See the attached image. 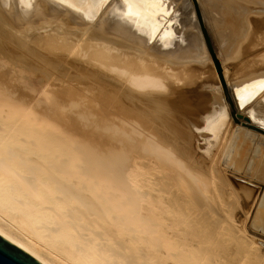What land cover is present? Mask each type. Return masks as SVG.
Listing matches in <instances>:
<instances>
[{
  "label": "bare ground",
  "instance_id": "bare-ground-1",
  "mask_svg": "<svg viewBox=\"0 0 264 264\" xmlns=\"http://www.w3.org/2000/svg\"><path fill=\"white\" fill-rule=\"evenodd\" d=\"M16 1L11 8L23 17L21 4L30 9L31 1ZM39 41L89 58L132 89L158 92L159 112L176 85L223 78L219 69L205 76L207 69L172 68L102 43L77 47L56 34ZM7 76L0 68V237L39 264H264V225L255 221L261 189L252 195L230 178L257 184L238 173L230 149L224 171L176 146L169 133L186 128L177 116L136 112L130 96H102L86 83L22 90ZM250 116L239 119L256 122ZM250 195L253 209L237 224L239 199Z\"/></svg>",
  "mask_w": 264,
  "mask_h": 264
},
{
  "label": "rangeland",
  "instance_id": "rangeland-1",
  "mask_svg": "<svg viewBox=\"0 0 264 264\" xmlns=\"http://www.w3.org/2000/svg\"><path fill=\"white\" fill-rule=\"evenodd\" d=\"M30 1V9L21 4L27 12L22 17L16 14L20 13L19 9L11 8L16 0H10V5L0 0V68L15 84L21 85L20 89L47 84L59 90L64 89L67 80L68 84L86 83L102 96L117 94L118 99L130 96V105L136 112L150 108L157 117H178L186 128L169 134L178 140L176 146L181 151L191 152L192 159L216 163L219 169L227 171L221 163L228 148V158L239 167L238 173L247 172L264 179V134L242 125L264 130V57L257 55L264 49V14L258 13L264 12L259 6V1L264 0H196L197 12L193 0H143L132 5L126 0ZM10 8L16 10L12 19L6 12ZM198 15L214 56L206 45ZM52 34L71 40L77 47L102 43L172 68L207 69L205 76L219 69L223 82L213 81L215 75L213 79H192L187 84L176 85L169 94H163L164 104L159 112L155 95L158 92L132 89L81 54L42 47L39 40ZM168 36L174 37L172 43L167 42ZM165 74L167 78L171 75L169 70ZM227 99L235 114H251L256 122L240 119L236 122ZM189 112L195 116L191 123L187 119ZM219 116L223 117L222 123ZM208 119V124L220 129L209 128ZM169 129V125L164 127L165 131ZM230 176L246 188L252 187V195L261 189L257 205L261 203V207L255 221L258 219V224L264 225V213H260L264 212V180L255 185L231 173ZM252 197L239 199L244 207L238 201L242 212L239 208L235 210L237 224L248 220L245 214L253 209Z\"/></svg>",
  "mask_w": 264,
  "mask_h": 264
},
{
  "label": "water",
  "instance_id": "water-1",
  "mask_svg": "<svg viewBox=\"0 0 264 264\" xmlns=\"http://www.w3.org/2000/svg\"><path fill=\"white\" fill-rule=\"evenodd\" d=\"M193 1H194L195 10L197 12L196 0H193ZM198 20H199V24L201 26V30H202L206 45H207L209 51L211 52V54L214 56L213 50L211 48V44L209 42V38L205 32V28L203 27V23L201 22V18L199 17V15H198ZM232 115H233L234 120L239 123L238 119H239L240 115L235 114V112H232ZM245 120H246V118H245ZM242 125H246V126L250 127L246 123H244ZM250 128H252V127H250ZM256 131L261 132V130H256ZM261 133L264 134V132H261ZM247 175H248V173H247ZM250 175L251 174H249V176ZM252 176L256 179V181H254L255 179H253V181L257 182V183L259 182V180H260V182L262 180H264L259 176H256V175H252ZM252 176H250V177L253 178ZM250 180H252V179H250ZM0 264H39V263L35 259H33L31 256H29L27 253H25L24 251H22L21 249H19L15 245L9 243L8 241H6L2 237H0Z\"/></svg>",
  "mask_w": 264,
  "mask_h": 264
},
{
  "label": "snow or ice",
  "instance_id": "snow-or-ice-1",
  "mask_svg": "<svg viewBox=\"0 0 264 264\" xmlns=\"http://www.w3.org/2000/svg\"><path fill=\"white\" fill-rule=\"evenodd\" d=\"M143 0H126V3H129L130 5L135 4V3H142Z\"/></svg>",
  "mask_w": 264,
  "mask_h": 264
}]
</instances>
